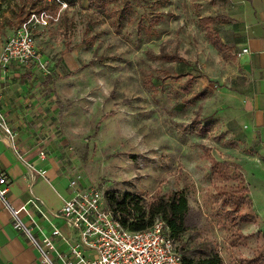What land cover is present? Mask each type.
Instances as JSON below:
<instances>
[{
	"label": "rangeland",
	"instance_id": "374dc122",
	"mask_svg": "<svg viewBox=\"0 0 264 264\" xmlns=\"http://www.w3.org/2000/svg\"><path fill=\"white\" fill-rule=\"evenodd\" d=\"M50 1L0 0V43L41 2L49 15L29 22L33 62L0 71V134L104 197L182 193L188 224L174 242L194 261L215 252L221 264H264L235 2Z\"/></svg>",
	"mask_w": 264,
	"mask_h": 264
},
{
	"label": "built area",
	"instance_id": "2783aa9c",
	"mask_svg": "<svg viewBox=\"0 0 264 264\" xmlns=\"http://www.w3.org/2000/svg\"><path fill=\"white\" fill-rule=\"evenodd\" d=\"M48 17L44 10L31 13L0 43V71L12 63L26 65L33 62L36 47L29 22L47 24ZM27 168L30 173L34 170L30 164ZM69 186L73 189L72 194L64 199L57 211L44 207L38 199L29 200L39 217L50 224L49 234L40 233L34 231L41 225L32 217L27 224L19 215L20 211L28 212L26 203L17 209L11 207L6 199L8 179L5 174H0V200L10 209L14 227L28 239L42 264H182L174 238L166 232L160 218H155L146 229L129 230L121 225L97 188L82 185L77 177L69 180ZM53 219L64 221L71 235H63L52 223ZM57 240L65 245V249L57 247Z\"/></svg>",
	"mask_w": 264,
	"mask_h": 264
},
{
	"label": "crops",
	"instance_id": "0c3cea01",
	"mask_svg": "<svg viewBox=\"0 0 264 264\" xmlns=\"http://www.w3.org/2000/svg\"><path fill=\"white\" fill-rule=\"evenodd\" d=\"M236 4L238 28V49L236 59L239 71L244 78V87L239 95L244 118L254 131L257 142V163L247 179L251 186L252 208L261 216L264 215V3L260 0H233ZM27 164L34 169L32 173ZM253 172V173H252ZM0 174L8 179L6 199L13 209L26 203L28 212L20 211L19 215L27 224L30 219L41 227L40 233L50 232V224L41 219L29 203L38 199L44 207L57 211L64 199L71 196L73 189L69 179L52 157H41L36 151L20 147V151L8 139L0 134ZM82 184V183H81ZM84 185V184H82ZM32 217V218H31ZM63 235H71L69 227L61 219H53ZM57 247L65 245L57 240ZM0 264H42L37 252L28 239L14 227L10 209L0 200Z\"/></svg>",
	"mask_w": 264,
	"mask_h": 264
},
{
	"label": "trees",
	"instance_id": "16d2710c",
	"mask_svg": "<svg viewBox=\"0 0 264 264\" xmlns=\"http://www.w3.org/2000/svg\"><path fill=\"white\" fill-rule=\"evenodd\" d=\"M73 0H59V3H71ZM50 5L58 3L50 1ZM58 3V5H59ZM39 11L44 10V3H40ZM202 19L212 20L211 17ZM71 48L66 46L63 53L69 52ZM173 58V57H169ZM69 71L67 75H71ZM107 206L114 211L121 225L129 230H142L152 225L155 218H160L164 223L166 232L175 239L187 229L189 205L182 193L173 192L168 197H159L151 202H140L139 198L130 193L111 192L105 194ZM247 220V215H242ZM182 264H221L220 257L215 252H210L204 257L194 261L191 251L181 243L177 248Z\"/></svg>",
	"mask_w": 264,
	"mask_h": 264
}]
</instances>
